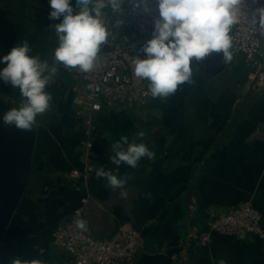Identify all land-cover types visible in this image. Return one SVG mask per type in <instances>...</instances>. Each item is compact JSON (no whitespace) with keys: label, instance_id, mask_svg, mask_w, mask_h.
<instances>
[{"label":"crops","instance_id":"0c3cea01","mask_svg":"<svg viewBox=\"0 0 264 264\" xmlns=\"http://www.w3.org/2000/svg\"><path fill=\"white\" fill-rule=\"evenodd\" d=\"M49 12L48 0H0V55L27 39L31 54L52 65L58 38L51 25L59 20L50 19ZM238 58L214 77L193 63L191 82L168 97L100 113L91 149L95 170L79 189L64 177L83 168V128L72 103L75 80L56 64L45 89L52 96L50 107L25 131L32 137L27 183L14 208L0 215V264L17 257L69 264L51 244L53 231L85 196L95 237H109L123 222L141 232L144 246L135 264H172L184 234L243 200L261 212L264 225V77L249 80ZM23 99L18 88L0 81V116ZM17 131L0 124V135ZM125 137L143 141L154 158H143L135 169L113 164L109 157ZM101 167L129 180L109 187L106 178L96 176ZM186 264H264V241L214 233L209 245L189 248Z\"/></svg>","mask_w":264,"mask_h":264},{"label":"clouds","instance_id":"9594fccd","mask_svg":"<svg viewBox=\"0 0 264 264\" xmlns=\"http://www.w3.org/2000/svg\"><path fill=\"white\" fill-rule=\"evenodd\" d=\"M259 2V0H256ZM49 18L59 20L54 27L58 45L54 49L55 62L31 54L27 39L13 46L7 54L0 55V81L18 88L24 98L18 107L0 116V124L16 129L30 130L36 117L50 107L52 96L47 92L49 79L57 72L56 64L78 67L88 73L96 65L101 46L107 41L110 26L105 24V9H119L123 0H48ZM240 0H155L156 17L151 37L141 46L143 55L133 57V71L137 78L148 81L152 97L166 98L180 85L191 82L196 67L193 60L202 61L212 53L230 59L231 30L239 19ZM134 7L143 6L150 12L149 0H133ZM115 12V11H113ZM264 15V6L252 12L253 22ZM117 25L122 21H115ZM143 137L144 133H137ZM109 160L135 169L143 158L153 159L155 153L143 142L124 138L117 143ZM97 177L106 178L108 186L118 188L129 180L103 167ZM76 226L86 230L87 222L76 220ZM11 264H43L40 259L25 260L17 257Z\"/></svg>","mask_w":264,"mask_h":264},{"label":"built area","instance_id":"2783aa9c","mask_svg":"<svg viewBox=\"0 0 264 264\" xmlns=\"http://www.w3.org/2000/svg\"><path fill=\"white\" fill-rule=\"evenodd\" d=\"M149 6L151 11L145 12L142 5L134 7L133 0H123L120 10L106 8L103 20L111 29L98 53L95 67L84 73L78 67L64 66L65 72L75 80L71 86L72 103L83 128L79 143L83 168L71 169L64 175L74 181L77 189L85 186L95 170L91 149L97 116L112 106H147L152 97L148 81L137 78L133 71V57L143 55L141 46L151 37L157 15L155 0H149ZM261 6H264V0H240L239 19L230 33L232 48L229 60L236 65L238 57H242L251 81L264 77V15L255 23L252 18V12ZM117 20L122 23L117 25ZM87 202L88 196L83 197L81 204L56 225L51 244L63 251L69 264H135L144 246L141 232L130 223L123 222L109 237H95L86 216ZM78 219L87 222L86 230L76 226ZM214 233L234 241H264L261 212L250 200L216 212L202 227L183 235L172 264H186L189 248L209 245Z\"/></svg>","mask_w":264,"mask_h":264},{"label":"water","instance_id":"95a60500","mask_svg":"<svg viewBox=\"0 0 264 264\" xmlns=\"http://www.w3.org/2000/svg\"><path fill=\"white\" fill-rule=\"evenodd\" d=\"M192 63L200 65L209 77L231 65L229 59L218 53ZM31 153L32 137L25 131L0 135V215L11 211L23 193L31 170Z\"/></svg>","mask_w":264,"mask_h":264},{"label":"trees","instance_id":"16d2710c","mask_svg":"<svg viewBox=\"0 0 264 264\" xmlns=\"http://www.w3.org/2000/svg\"><path fill=\"white\" fill-rule=\"evenodd\" d=\"M246 74H247V71H246Z\"/></svg>","mask_w":264,"mask_h":264}]
</instances>
